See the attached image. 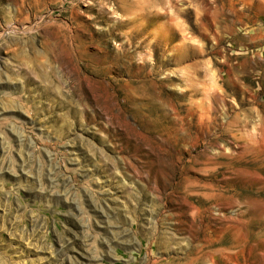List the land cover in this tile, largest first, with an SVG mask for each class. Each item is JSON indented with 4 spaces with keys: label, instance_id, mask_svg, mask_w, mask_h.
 <instances>
[{
    "label": "rangeland",
    "instance_id": "rangeland-1",
    "mask_svg": "<svg viewBox=\"0 0 264 264\" xmlns=\"http://www.w3.org/2000/svg\"><path fill=\"white\" fill-rule=\"evenodd\" d=\"M0 264H264V0H0Z\"/></svg>",
    "mask_w": 264,
    "mask_h": 264
}]
</instances>
